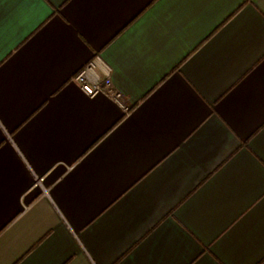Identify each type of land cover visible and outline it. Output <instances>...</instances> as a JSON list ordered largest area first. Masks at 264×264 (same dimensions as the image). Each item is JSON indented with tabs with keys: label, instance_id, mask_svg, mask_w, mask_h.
Here are the masks:
<instances>
[{
	"label": "crops",
	"instance_id": "crops-1",
	"mask_svg": "<svg viewBox=\"0 0 264 264\" xmlns=\"http://www.w3.org/2000/svg\"><path fill=\"white\" fill-rule=\"evenodd\" d=\"M0 264H264V0H0Z\"/></svg>",
	"mask_w": 264,
	"mask_h": 264
},
{
	"label": "built area",
	"instance_id": "built-area-1",
	"mask_svg": "<svg viewBox=\"0 0 264 264\" xmlns=\"http://www.w3.org/2000/svg\"><path fill=\"white\" fill-rule=\"evenodd\" d=\"M92 66L93 62L81 69L75 76V79L80 83L84 92L90 96H94L97 93H104L123 104V94L120 90L114 88L110 75H106L102 79H93L88 75L87 72ZM38 182H40L39 178L36 180V183Z\"/></svg>",
	"mask_w": 264,
	"mask_h": 264
}]
</instances>
